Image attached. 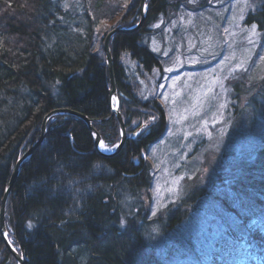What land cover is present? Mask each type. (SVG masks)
I'll return each mask as SVG.
<instances>
[{
	"label": "trees",
	"instance_id": "16d2710c",
	"mask_svg": "<svg viewBox=\"0 0 264 264\" xmlns=\"http://www.w3.org/2000/svg\"><path fill=\"white\" fill-rule=\"evenodd\" d=\"M65 1L71 0H0V211L16 161L40 136L44 116L54 108L89 116L108 147L121 139L110 104L104 39L115 25L140 20L141 0H76L67 6ZM255 1L258 8L246 22L257 23L261 33L256 60L264 48V0ZM146 3L140 29L115 33L110 48L127 133L143 122L151 125L119 153L105 157L94 148V136L81 117L54 115L44 143L21 166L6 204L9 237L25 264H264V134L248 133L257 129L248 123L251 117L256 120L264 111V73L254 77L240 71L243 84L252 78L250 86H257L255 93L263 99L247 102L244 111L236 109L233 141L246 138L240 154H225L212 213H196L193 206L209 194L199 185L200 176L186 184L180 215L168 210L151 217V202L143 206L141 193L150 192L153 182L148 153L167 135L169 114L159 96L141 95L142 83L123 58L136 61L141 75L154 67L164 73L144 37L159 17L191 6L189 0ZM232 88L230 96L239 97L243 87L235 83ZM192 220L197 228H191ZM185 221L189 225L179 232ZM156 225L163 241L168 238L162 248L152 234ZM212 225L222 230L205 249L206 243L196 249L203 227ZM0 264H19L1 233Z\"/></svg>",
	"mask_w": 264,
	"mask_h": 264
},
{
	"label": "rangeland",
	"instance_id": "374dc122",
	"mask_svg": "<svg viewBox=\"0 0 264 264\" xmlns=\"http://www.w3.org/2000/svg\"><path fill=\"white\" fill-rule=\"evenodd\" d=\"M74 1H65V6ZM189 1L191 6L186 7V4L177 12L170 10L168 17H159L151 25L152 33L144 37V42L163 62L164 73L161 68L154 67L141 75L136 70V61L128 56L123 58L142 83L141 95L145 98L159 96L169 114L170 128L167 135L148 153L152 163V190L143 189L141 193L143 206L151 202V217L168 210L176 212V215L183 213L185 208L181 205L187 190L186 184L196 182L197 176L202 180L200 182L198 179L197 183L206 186L209 194L193 206L197 207L196 213L198 210L205 211L208 216L212 213L213 193L210 191L222 179L219 173L222 172L225 154L228 156L234 151L235 154L239 152L243 145L242 138H246L238 136L235 140L238 143L233 141L236 109L240 110L247 102L255 101V98L259 101L263 99L255 93L257 86H250L252 78L249 77L246 80L249 83L244 85L242 81L245 77L240 76V71H249L254 77L264 73V48L258 51L255 60L261 41L260 30L257 23L246 22L248 13L258 8V3L255 0H210L209 4L197 8L206 0ZM234 72L239 73L232 77L230 74ZM235 83L240 84L243 90L239 97L233 98L229 90H233ZM256 105L253 103V106ZM251 119L248 123L253 122L257 129L254 133H248L253 137L264 134V111L256 114V120ZM213 192L217 194L220 191ZM141 207L139 205L134 209ZM194 222H190L191 228L196 227ZM186 225L189 224L185 221L177 226L181 228L179 232L185 231L182 228ZM218 226L203 227V237L200 236L196 242L200 243L196 249L202 248L203 243H206L204 249L209 245L222 230ZM152 229V234L159 239V247L162 248L168 238L166 242L163 241L159 225Z\"/></svg>",
	"mask_w": 264,
	"mask_h": 264
},
{
	"label": "water",
	"instance_id": "95a60500",
	"mask_svg": "<svg viewBox=\"0 0 264 264\" xmlns=\"http://www.w3.org/2000/svg\"><path fill=\"white\" fill-rule=\"evenodd\" d=\"M147 0H141L140 6H141V13H140V20L132 26L129 27H122V26H117L115 27L114 30H111L105 37V51H107V56H106V61H107V65H108V71L110 72V104H111V108L112 110L115 112V114L118 117L119 123L121 125V140L118 144V147H116L115 149H113L112 151H102L101 148L99 147V145L96 143L97 140L101 141L103 143V137L101 136V133L99 132V130H97V128L93 125V120L89 117L86 116L85 114L81 113L78 110H74L70 107H57L54 108V110L50 111L49 113H47L44 116V121L42 124V135L40 137V140L37 141L36 143H34V145L31 147L30 150H28L27 152L24 153V155L17 161V167L15 168V172L14 175H12V177L10 178L9 181V186L6 189V191L4 192V198L2 201V210H1V227H2V237L5 239L6 242V246L9 247L10 251L12 252V254L14 255L15 258H17L19 264H25V258L20 254V252L17 250L16 247L13 246V244L11 243L10 238L8 237V231H7V227H6V203L9 197V193L11 191V189L13 188V186L15 185V181L18 177V172L20 171V166L24 163V160H28L34 153V148L38 147V145L44 140L47 131H48V124L50 122V120L54 117V115L56 114H72V115H77L79 117H81L86 124L88 125V127H90V130L93 134V136L95 137V148H97L98 153H100L101 155L105 156V157H110L113 155H116L117 153L120 152V150L124 147V144L126 143L127 140H131V139H135L140 133L141 131L146 127L149 126V123H142L141 127L136 129L135 131L130 132V134L127 133V129H126V125H125V121H124V116L121 113V109H120V99H119V93L117 92V82L115 80V72H114V61H113V55H112V50L110 48V42H111V38L115 35L116 32H123V33H131V32H136V30H139L140 27L142 26V24L145 22L146 20V14H147Z\"/></svg>",
	"mask_w": 264,
	"mask_h": 264
},
{
	"label": "bare ground",
	"instance_id": "6f19581e",
	"mask_svg": "<svg viewBox=\"0 0 264 264\" xmlns=\"http://www.w3.org/2000/svg\"><path fill=\"white\" fill-rule=\"evenodd\" d=\"M131 26H132V25H131ZM122 27H125V26H122ZM127 27H129V26H127ZM116 33H117V32H116ZM72 109H73V108H72ZM89 128H90V127H89ZM143 131H144V130H142L141 132H143ZM41 135H42V130H41L40 136L36 139V141H34V143H36L37 141L40 140ZM46 135H47V134H46ZM45 137H46V136H45ZM44 141H45V138H44V140H43L38 146L42 145V144L44 143ZM34 143H33L29 148H27V149L25 150V152H27L28 150H30L31 147L34 145ZM94 143H95V137H94ZM95 146H96V144L94 145V148H95ZM37 148H38V147L34 148V153H35V151H36L35 149H37ZM96 151H97V148H96ZM25 152H24V153H25ZM97 152H98V151H97ZM34 153H33V154H34ZM98 154H100V153H98ZM22 156H23V155H22ZM22 156H21V157H22ZM21 157H20V158H21ZM31 157H32V156H31ZM20 158H19V159H20ZM19 159H18V160H19ZM18 160H17V161H18ZM26 160H27V159H26ZM17 161H16V162H17ZM24 161H25V160H24ZM16 165H17V163L15 164V166H16ZM22 165H23V164H22ZM22 165H21V166H22ZM15 166H14V167H15ZM21 166H20V169H21ZM14 172H15V168H14L13 171H12V173H13L12 175H14ZM18 173L20 174L21 172L19 171ZM19 174H18V176H19ZM17 178H18V177H17ZM9 181H10V180H9ZM8 183H9V182H8ZM8 183H7V185H6L4 191H6V189L8 188V186H9ZM209 188L211 189V187H209ZM11 190H12V189H11ZM213 191H216V190H213ZM213 191L211 190L210 193H213V195H215ZM208 193H209V192H208ZM9 194H10V193H9ZM213 195H211V196H213ZM7 201H8V200H7ZM6 204H7V203H6ZM0 215H1V211H0ZM6 227H7V224H6ZM7 231H8V237H9V230H8V227H7ZM0 233H1V236H2L1 220H0ZM2 238H3V237H2ZM9 238H10V237H9ZM3 239H4V238H3ZM10 240H11V238H10ZM4 242H5V239H4ZM11 243L14 244V243L12 242V240H11ZM5 244H6V242H5ZM13 246H14V245H13ZM14 247H15V246H14ZM17 250H18V249H17ZM18 251H19V250H18Z\"/></svg>",
	"mask_w": 264,
	"mask_h": 264
},
{
	"label": "snow or ice",
	"instance_id": "6c2138e0",
	"mask_svg": "<svg viewBox=\"0 0 264 264\" xmlns=\"http://www.w3.org/2000/svg\"><path fill=\"white\" fill-rule=\"evenodd\" d=\"M96 143L99 145V147L101 148L102 151H112L113 149L118 147V145H112V147H108L107 145L103 144L99 140H97ZM29 226H31V225L29 224Z\"/></svg>",
	"mask_w": 264,
	"mask_h": 264
}]
</instances>
